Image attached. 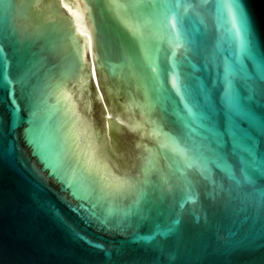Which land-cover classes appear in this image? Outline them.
Masks as SVG:
<instances>
[{
  "label": "water",
  "instance_id": "water-1",
  "mask_svg": "<svg viewBox=\"0 0 264 264\" xmlns=\"http://www.w3.org/2000/svg\"><path fill=\"white\" fill-rule=\"evenodd\" d=\"M0 264H264V0H0Z\"/></svg>",
  "mask_w": 264,
  "mask_h": 264
},
{
  "label": "snow or ice",
  "instance_id": "snow-or-ice-1",
  "mask_svg": "<svg viewBox=\"0 0 264 264\" xmlns=\"http://www.w3.org/2000/svg\"><path fill=\"white\" fill-rule=\"evenodd\" d=\"M242 23H243L245 26L249 27V21H248V19H247L246 13H245L244 11H243V21H242ZM233 110L236 112V114H237L238 116L243 117V116L245 115V113L243 112V109H242V107H241L240 102H238V103L236 104V106L233 108ZM204 116H205V119L210 118V117L208 116L207 113H205ZM210 128H211V127H210ZM232 132H233L234 135H239V130H238L237 128H235V127L232 128Z\"/></svg>",
  "mask_w": 264,
  "mask_h": 264
},
{
  "label": "bare ground",
  "instance_id": "bare-ground-1",
  "mask_svg": "<svg viewBox=\"0 0 264 264\" xmlns=\"http://www.w3.org/2000/svg\"><path fill=\"white\" fill-rule=\"evenodd\" d=\"M94 73V72H93Z\"/></svg>",
  "mask_w": 264,
  "mask_h": 264
}]
</instances>
